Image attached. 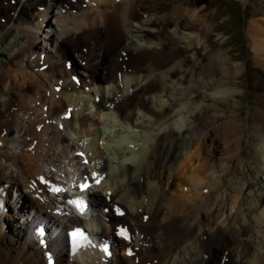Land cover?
<instances>
[{"label": "bare ground", "instance_id": "bare-ground-1", "mask_svg": "<svg viewBox=\"0 0 264 264\" xmlns=\"http://www.w3.org/2000/svg\"><path fill=\"white\" fill-rule=\"evenodd\" d=\"M170 4L0 0V264H47L39 223L49 228L54 264H264V251L251 259L252 225H235L236 213L225 216L223 208L226 192L235 206L254 191L225 182L237 173L233 156L243 154L239 94L231 88L241 71L227 64L237 56L212 50V16L203 6ZM259 4L246 25L259 67L247 123L263 136L264 0ZM199 91L210 102L196 107L190 101ZM183 110L185 124L160 127ZM108 119L118 133L139 135L137 149L122 139L127 135H106L100 125ZM109 149L119 156L113 174L105 164ZM41 177L61 191H49ZM97 178L99 185L78 191ZM72 190L86 194L92 216L68 202ZM75 225L97 241L73 255L65 231Z\"/></svg>", "mask_w": 264, "mask_h": 264}, {"label": "rangeland", "instance_id": "rangeland-1", "mask_svg": "<svg viewBox=\"0 0 264 264\" xmlns=\"http://www.w3.org/2000/svg\"><path fill=\"white\" fill-rule=\"evenodd\" d=\"M192 4L197 6H203L204 11L209 14V17L212 19L211 31H209V41L212 47V50H218L222 48L223 50H229L236 54L237 57L235 60H229L227 64L234 68L236 64L240 66L241 76L234 80V83L231 85L232 89H235L239 94L237 100L240 104V119L243 122L244 126V139L242 143L243 154L240 157L235 154L231 161V165H237V173H232L226 177V183L236 187L238 190L244 188L245 185H249L248 189L254 191L251 194L245 195V197L238 198V202L235 206L231 203L229 198L230 192H224L225 195H228L224 203L225 216L236 213V219L233 221L235 225L240 223L249 222L253 228V238L255 239V249H253L251 259L257 258L264 251V202H261L258 197L264 194V162L261 156H264V135H258L257 131H253L247 123V118L250 115L251 111L255 109V97L256 92L254 91L251 85V77L255 76L259 72V67L256 65V62L253 58V52L249 49V40L247 39L246 29L248 25V19L251 16L252 12L257 8H262L259 4L260 0H191ZM263 1V0H262ZM160 3H165L166 7H170V0H160ZM213 14V15H212ZM221 33V34H220ZM198 43L195 41L196 46ZM186 42H182V46H186ZM166 43L163 44V50L167 48ZM184 50L185 56L192 62L196 63L198 59L194 54V50L191 48H182ZM197 46L198 53L200 55L206 56L207 52ZM225 53L223 54V56ZM226 56V55H225ZM237 59V60H236ZM254 91V92H253ZM198 97L190 102L193 106L198 107L204 102V93L202 91L197 92ZM97 99V96L95 97ZM213 109V110H212ZM184 111V112H183ZM179 113H176L175 116L171 117L166 123H163L162 126L172 125L178 126L180 121L185 122L189 119V111L183 110ZM209 116L215 117L218 112L215 111V108H210ZM109 120V121H108ZM107 124H101L100 127L105 129L106 135L109 137H116L117 135L121 136L122 134L127 135L124 137L125 141L130 139L128 146L134 145L135 149L138 145L139 139L138 136H134L136 132H123L118 133L117 125L111 122L108 119ZM120 125L126 126L125 122L121 119H117ZM222 121V119H220ZM226 123H230L229 120H226ZM108 125V126H107ZM128 129L129 126H127ZM124 129V128H122ZM133 130V129H132ZM132 135V136H131ZM136 137V138H135ZM218 145L219 142L215 143ZM84 145L86 143L84 142ZM221 147V146H220ZM107 157L109 162L106 161L105 164L109 165L108 172L113 174L118 169L119 156L118 154L109 149L106 150ZM117 154V155H116ZM216 153V157L220 158L221 155ZM113 172V173H112ZM211 173V172H210ZM225 173V172H224ZM226 174V173H225ZM262 180V182H261ZM219 183L222 185L223 182ZM218 192L211 193V199H216ZM255 204V205H254ZM239 206V210L236 211L234 208ZM262 212H261V211ZM260 211V212H259ZM238 222V223H236ZM136 236V235H135ZM193 247V246H191ZM188 253L185 254L187 256ZM175 260L177 259L174 257Z\"/></svg>", "mask_w": 264, "mask_h": 264}, {"label": "snow or ice", "instance_id": "snow-or-ice-1", "mask_svg": "<svg viewBox=\"0 0 264 264\" xmlns=\"http://www.w3.org/2000/svg\"><path fill=\"white\" fill-rule=\"evenodd\" d=\"M40 180H41L42 183H44L46 186H48V190L49 191H51L53 193H59L61 191V189L59 187L49 186V181H47L45 178L41 177ZM79 187H80L81 191H85V190H88L90 188V185L85 182V183H81L79 185ZM69 203L75 204L76 208L81 213L84 212V210H85V202L83 200H80V199L72 200V201H69ZM105 211H108V209H105ZM116 211H117L118 214H122V213H120L119 208H117ZM69 235L73 239L74 246L76 245V241H77V238L78 237L83 238V233L78 228L75 229L73 232H71ZM117 235H120V236L124 237V239H127L128 238L127 235L125 234V231L123 229H119L117 231ZM104 251H105V253L108 252V248H107L106 245L104 246ZM128 254L131 255V252H129Z\"/></svg>", "mask_w": 264, "mask_h": 264}]
</instances>
